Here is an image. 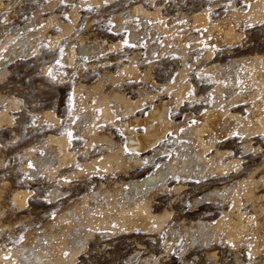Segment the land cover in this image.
<instances>
[{"label": "bare ground", "instance_id": "bare-ground-1", "mask_svg": "<svg viewBox=\"0 0 264 264\" xmlns=\"http://www.w3.org/2000/svg\"><path fill=\"white\" fill-rule=\"evenodd\" d=\"M104 1L111 0H88L87 4L100 5ZM131 1L126 9L114 12V32L121 34L127 31L126 40L146 47L149 58L153 57L154 52L160 56L164 53L175 54L180 57V67H177L170 82H153L161 89L145 96V100L160 98L152 101L144 117L140 111L146 105L141 100H133L120 88L109 92L105 90L106 86L111 87L124 76L126 79H147V73L140 74L138 65L134 64L139 52L126 57L128 63L121 55L114 59L121 64L117 73L105 70L91 85L77 82L73 88V98L79 109L69 130L72 136L85 140L87 148H83L84 154L89 149L95 153L90 159L83 158L70 175L79 178L87 174L100 179L94 188L80 195L75 204L57 216V224L51 225L48 231L32 230L35 233L27 236L25 241L11 247L3 246L0 249V264H77V255L97 234L112 237L134 231L157 234L163 230L170 234L168 236L175 245H180L179 262L183 264H264V176H259L258 169L253 166L255 169L241 177L245 172L235 170V164L240 159H226L232 150L222 148L240 139L243 148L241 156H244L252 150V139L264 138V57L252 53L233 57L229 62H218L212 58L215 45H234L240 38L241 33L237 31L240 24L250 26L264 19V1L244 0L246 10H228L227 15L216 21L211 19L206 5V8L191 15L179 11L176 17L167 12L168 15L164 14L160 10L162 5L151 9L154 0L149 5L139 0ZM39 14L24 25L0 24L1 74L7 71L10 62L36 52L39 40L45 36L53 20ZM200 29H203V35L196 31ZM8 30L11 32L8 33ZM60 36L59 33L54 34L53 42L59 41ZM79 37L73 42L66 40L60 62L70 65L77 54L87 56L89 61L104 55V64L90 62L87 65L95 70L114 65L106 54L121 47L122 41L109 42L97 37L86 41ZM203 38L207 50L185 65L186 54L199 46ZM46 71L45 67L41 73L44 75ZM189 71L198 72V76L203 78L208 75L209 82H212L208 96L195 93L188 77ZM161 94L168 96L161 97ZM206 98L210 102L202 111L196 113L187 109L183 119L175 118L182 106H191L195 102L207 103ZM20 102V97L0 92V105H5L4 108L0 107V127L11 123L13 114L10 110H18ZM96 109L100 111L96 113ZM40 114L53 124H59L53 110L44 109ZM114 127L123 129L132 155L112 135L109 129ZM137 127H144L145 130L139 131ZM169 133L174 135L170 142L175 143L170 151L166 144H162ZM69 144L66 134L48 133L36 148L33 147L42 150L41 154L28 149V156L35 166L31 172L34 175L43 173L46 168H58L68 163L69 159L71 161L75 155L68 150ZM51 176L53 179L54 173ZM178 180L182 182L178 188L188 194L187 197L190 195V206L189 209H182L178 222L170 224L171 208L158 211L160 206L155 204L158 199L162 201L167 198L172 189H178L172 186ZM219 182L220 185L222 183L221 188L213 187L211 193H204L200 197L190 191L191 184L204 190L206 186ZM60 194L55 188L50 195L55 197ZM27 196V191L15 192L13 199L22 207L26 204ZM181 203L186 204L184 201ZM167 206L170 207V204ZM140 246L137 244V247ZM223 250L228 254L224 255ZM139 253L136 249L129 254L128 262H133ZM151 261L152 256L147 255L140 258L139 264H150ZM172 263L174 261L169 262Z\"/></svg>", "mask_w": 264, "mask_h": 264}, {"label": "rangeland", "instance_id": "rangeland-1", "mask_svg": "<svg viewBox=\"0 0 264 264\" xmlns=\"http://www.w3.org/2000/svg\"><path fill=\"white\" fill-rule=\"evenodd\" d=\"M139 1L144 5L152 3V0ZM131 2V0H111L96 5L87 4L88 0H0V24L24 25L26 22L31 21L35 17V14L38 15L39 12V15L42 17L53 18L52 27L50 26L46 30L47 32H45V36H43L45 38L42 37L40 39L41 41L39 40L36 52L29 56H22L15 59L7 65V71L5 73H0V92L4 94L7 92V94H13L21 99L18 110H10V113L13 114L11 123L0 127V249H3V246L11 247L12 245H15V243L18 244L25 241L26 237L33 235L35 231H48L51 225L57 224V216L62 214L67 208L71 207L73 203L75 204L80 195L94 188L100 179L98 176L87 174H85L86 176L83 175L79 178L78 176L70 175L74 168H78L77 166L84 160L83 158L90 159L95 153L93 150L89 149L88 153L84 154L82 150L83 148H87L85 146V140L69 135V133L72 134V131L69 130V126L76 118L79 109L77 108L78 105L76 104V100L73 98V88L77 82L91 85L105 70L117 73L121 68V64L117 63L114 59L121 55L124 62L128 63L129 60L126 59V57L130 54L131 57L133 53L139 52L134 64L138 65L140 74L147 73V79L141 80L140 77L126 79L124 76L120 81H116L112 84L111 87L106 86L105 90L109 92L111 89L120 88L133 100H141L146 105L145 108L140 111V115L144 117L148 114L147 110L151 106L152 101H158L160 98L157 96L153 98V100H145V96L159 92L161 89V87L153 85L155 83L154 81L160 84L170 82L173 75H175L180 67V57L175 54L168 55V53H164L160 56V54L154 52L153 57L149 58L146 47H139L126 40L127 31H124L121 34L114 32V12L126 9ZM243 2L244 0H154L150 8L154 9V6L158 5L156 7H159L162 5V7L160 6V10L164 14L169 13L177 17L179 11H182L186 15H191L193 12L204 9L207 6L211 12V19L216 21L227 15L228 10H246L247 5H244ZM163 8L165 10H163ZM196 31L203 35V29ZM237 31L241 33V36L234 45L223 43L214 46L212 56L214 61L229 62L233 57L252 53L262 54L264 57V19L250 26L240 24ZM10 32L11 30H8V33ZM58 33L61 34L60 37L62 38L55 43L52 38L54 34L57 35ZM79 36L86 41H92L96 37L97 39H104L109 42H116L118 40L122 41L121 47L115 48L113 49V52L111 50L106 54L114 65L99 67L96 70L88 66L90 62H95L97 65L104 64L105 62L103 60L106 59L104 55H99L97 59L95 58L94 60L89 61L87 60L88 58H86L87 56H79L77 54L75 57L76 59L73 60V65L60 62V59L64 54L65 43L67 41L73 42V40L78 39ZM162 37L163 36H160V39H163ZM202 40L203 41H200L199 46L194 47L192 51H189L188 54H186V57L184 58L185 65H189L196 56H199V54L203 55L205 53L208 47L204 42V38ZM72 47L75 48V45ZM45 67L47 68V71L44 73V75L46 74L44 76L41 72ZM148 69L149 71H147ZM188 77L192 82L195 93L208 96L209 91L212 88V82H209L208 75L203 78L198 76V72L189 71ZM14 92L17 94H14ZM160 96L167 97L168 94H161ZM206 100L207 103L195 102L194 105L191 106H182L174 115L175 118L178 120L183 119V113L187 109H192L196 113L202 111L205 105L210 102L209 98H206ZM4 106L5 105H0L1 108H4ZM44 109L53 110L55 115L59 118V124H53V121L50 122L43 117L40 113ZM99 111V109L95 110L96 113ZM48 123H51V125ZM137 129L139 131L145 130L144 127H137ZM109 130H112V135L115 139L121 141L125 151L132 155L133 152L128 148V140L123 133V129L114 127ZM50 132L59 135L66 134L70 141L68 150L73 152L75 160L74 158H72L71 161L69 159L68 163L63 164L58 168H46V171H43V173L37 172V175H34L31 172V169L35 168V166L28 156V151L32 150V153L39 152V154H41L42 150L35 148ZM167 137L168 139H166V141L164 140L162 144H166L167 150L170 151L175 144L170 142L174 135L169 133ZM240 143V139H236L230 143V145L222 147L224 149L232 150L229 155L230 157L227 156L226 159H230L231 157L240 159V162L235 164V170L245 172L241 177H245V175L247 176L250 170L255 169L253 166L258 169L259 176H264V138L257 137L252 139V150L244 156H241L243 148L240 146ZM257 147L259 148L257 149ZM96 153L100 154V152L97 151ZM261 165L262 168H260ZM29 171L31 173H29ZM53 173L54 176L52 179L51 175H53ZM262 183H264V180H262ZM178 184L181 185L182 182L179 180L173 182L172 186H175L173 188L180 187ZM213 187L214 189L221 188L222 183L221 185L220 182L210 184L206 186L204 190L196 188V185L194 186L191 184L190 191H192L196 197H200L204 193H211ZM51 188H56L61 194L55 196L56 198L51 197L50 194L53 190ZM262 190L264 191V189ZM23 191H27L28 196L26 198V204L21 207L18 203H15L13 194L15 192L22 193ZM187 191L188 190H186V192ZM184 193L185 192H182L180 188L172 189V191L166 195L167 198L162 199V201L158 199V203L155 204L156 206L158 205V207L160 206L158 211L163 210V208H171L172 218L170 224L179 221L182 215V209H189L191 198L190 195L187 197L188 194L186 195ZM179 200L181 202L184 201L186 204L183 205ZM168 203L170 204V207L167 206ZM42 225L43 228L45 227L44 229H42ZM32 230H35L33 231L34 233ZM166 232V230H163L157 234H148L134 231L129 234H116L112 237L97 234L94 236V239L92 238L87 243L85 246L86 248H84L83 251H80L77 255L76 263L139 264L140 258L151 255L154 263L151 261L150 264H169V262L173 261L174 263L172 264H183V262H179L180 257L178 249L180 248V245H175V242L171 241L170 236H168L170 234ZM151 236H153V239ZM137 244H140L141 246L137 247ZM136 249L139 250L140 253L133 262L129 263L128 256ZM222 253L224 255L228 254V252L224 250Z\"/></svg>", "mask_w": 264, "mask_h": 264}, {"label": "snow or ice", "instance_id": "snow-or-ice-1", "mask_svg": "<svg viewBox=\"0 0 264 264\" xmlns=\"http://www.w3.org/2000/svg\"><path fill=\"white\" fill-rule=\"evenodd\" d=\"M69 135H71V133H69Z\"/></svg>", "mask_w": 264, "mask_h": 264}]
</instances>
